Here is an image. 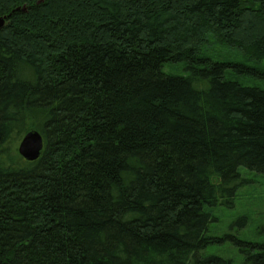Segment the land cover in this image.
<instances>
[{
	"label": "trees",
	"instance_id": "1",
	"mask_svg": "<svg viewBox=\"0 0 264 264\" xmlns=\"http://www.w3.org/2000/svg\"><path fill=\"white\" fill-rule=\"evenodd\" d=\"M1 18L0 264H264V216L233 211L264 178V0ZM30 131L42 155L6 163Z\"/></svg>",
	"mask_w": 264,
	"mask_h": 264
},
{
	"label": "rangeland",
	"instance_id": "2",
	"mask_svg": "<svg viewBox=\"0 0 264 264\" xmlns=\"http://www.w3.org/2000/svg\"><path fill=\"white\" fill-rule=\"evenodd\" d=\"M20 142L21 140L12 141V143L10 144L9 154H7V156L4 157L6 163L16 164L20 161V158H22L18 151ZM253 178L258 179V181H254L253 187L249 189H247V187L244 188L246 192L248 193V195H245V196L249 198L240 200V194H239L236 200L237 207H235L233 211H237V210H240L241 212L245 211V206L246 204H248V201L250 200L251 207L254 210L258 211L257 212L258 214L261 213L264 216V178L263 177L255 178V176H253ZM233 211L228 212V215H232ZM261 222L262 221H260L259 218L255 219L253 217L251 224L248 226V230L244 231L243 234L247 237L252 236V239L260 238L261 236L257 232V230Z\"/></svg>",
	"mask_w": 264,
	"mask_h": 264
},
{
	"label": "water",
	"instance_id": "3",
	"mask_svg": "<svg viewBox=\"0 0 264 264\" xmlns=\"http://www.w3.org/2000/svg\"><path fill=\"white\" fill-rule=\"evenodd\" d=\"M4 18L0 19V26L4 23ZM44 150V138L38 131L26 133L19 145V154L28 161L37 160Z\"/></svg>",
	"mask_w": 264,
	"mask_h": 264
}]
</instances>
